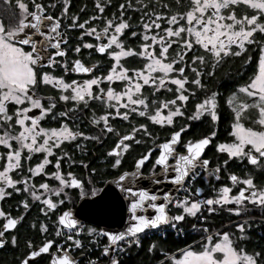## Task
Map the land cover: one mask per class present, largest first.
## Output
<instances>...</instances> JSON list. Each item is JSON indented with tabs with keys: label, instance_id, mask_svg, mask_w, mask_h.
Wrapping results in <instances>:
<instances>
[{
	"label": "snow or ice",
	"instance_id": "snow-or-ice-1",
	"mask_svg": "<svg viewBox=\"0 0 264 264\" xmlns=\"http://www.w3.org/2000/svg\"><path fill=\"white\" fill-rule=\"evenodd\" d=\"M2 3L11 15L6 23L0 18V149L3 150L0 151V200L13 193H22L25 199L19 202L23 212L18 217L0 210V248L6 246L7 235L16 247L17 236L12 232L35 204L40 205L42 215L48 216L59 212V206L71 200L68 189H79L82 199L89 195L80 178L72 171H63L62 161L69 168L77 161L62 145L79 141L76 149L81 150L85 147L83 142H100L108 134H114L116 139L101 161L104 172L98 173L92 168V174H107L109 168L118 172L133 145H149L134 160L131 172H119L112 180L105 181L126 193L124 199L130 201L123 230L115 233L92 227L86 230L91 243L99 244L98 237L107 238L101 257L108 264H120L119 255L133 245L139 248L141 234H166L169 229L179 234L184 223L202 224L207 219L205 213L227 211L239 217L249 212L251 206L264 215V183L258 182L264 180V0H174V3L160 0L159 7L153 0L149 3L136 0L135 6L126 0L117 6L119 14L114 12L111 17L103 15L111 0H95V14L82 22L74 14L71 23L66 25L68 29L81 30L76 46L71 49L75 55L70 62L67 50L62 47L68 41L61 31L62 21L68 18L69 0H48L47 3L15 0L14 9L11 0H2ZM54 9H59V15L52 13ZM84 10L81 8V12ZM128 12L141 13L137 25H133ZM93 21H102V26L97 27ZM85 36L91 37L94 43L84 40ZM129 38L138 43L129 46ZM253 45L258 50L255 71L226 101L231 111L228 132L231 141L215 144V152L226 158L211 167L203 153L217 134L221 94L219 88H208L205 78H213L215 70L228 57H241ZM82 49L94 50L101 59L84 64L79 58ZM251 60L249 56L244 63ZM57 69L63 74L56 75ZM70 73L85 78L66 80ZM42 87L54 90L53 94L38 95ZM162 93L168 95L161 99ZM97 102L102 106V113L97 115L92 111L87 119L99 131L96 135H86L75 126V121L82 109L91 111ZM189 103L192 104L190 114ZM61 107L63 110H59ZM33 110H38V114ZM49 116L58 126L41 125ZM136 117L144 122L132 124L125 134L116 131L110 123L116 118L132 123ZM177 118L190 122L207 118L213 127L207 135L183 141L182 133L190 125L185 123L176 129ZM69 119L73 121L71 127L66 122ZM149 125L172 131L160 141ZM138 134L146 139L137 138ZM35 154H42V158L33 164ZM146 162L151 163L147 178L152 184H160L159 177H162L174 189L190 186L201 177L205 183L219 181L230 163L243 165L245 171L242 176L228 173L230 186H213L214 195L208 198L197 199L202 193L197 187L194 193L183 188L186 195L174 199L168 191L158 195L129 186L145 179L142 170ZM80 163L88 168L84 161ZM49 165L54 171L47 170ZM36 177H43L45 182L36 184ZM47 180L55 181L56 186ZM90 195L98 196L94 185ZM171 209L176 210L175 214ZM147 210L152 214H145ZM53 225L60 242L46 239L38 247L29 242L26 253L16 264H39L37 258L42 254L47 255L48 264H78L71 249L83 248L78 238L84 231L83 225L70 210L59 212ZM234 227L235 232L213 234L207 227L197 229L193 222L192 229L203 232L198 250L189 245L178 259L172 256L168 259L171 264H264V250L249 251L244 247L248 239L244 224L236 223ZM47 230L46 224L39 222L40 233L43 235ZM53 247L55 251L51 250ZM156 247L155 243L150 244L147 252L154 253ZM88 264H99V259H90Z\"/></svg>",
	"mask_w": 264,
	"mask_h": 264
},
{
	"label": "flooded vegetation",
	"instance_id": "flooded-vegetation-1",
	"mask_svg": "<svg viewBox=\"0 0 264 264\" xmlns=\"http://www.w3.org/2000/svg\"><path fill=\"white\" fill-rule=\"evenodd\" d=\"M47 3L48 0H45ZM94 2L95 0H69L70 7L67 13V20L62 21L61 23V31L65 33L67 44L62 45L63 48L67 50L66 54L69 59V62L74 57V53L71 51L72 48H74L77 44L76 37L80 34V29H68L66 27L67 24L71 23V16L76 14L78 15L79 20L82 22L83 20L87 19L89 15H93L96 12V9L94 8ZM126 0H111V4L106 7V11L103 14L104 16L111 17L112 14L115 12L117 15L119 14L117 12V6L120 3H125ZM127 2H131L134 6L136 5V0H127ZM154 3H156V6L159 7L160 0H153ZM168 3H174V0H166ZM12 8L15 7V0L11 2ZM144 3H149V0H144ZM4 4L2 3V0H0V18H3L5 20V23L7 22V17L11 15L10 11H6L4 8ZM81 8H84L85 10L81 12ZM52 13L54 15H59V9L52 10ZM131 16L133 25H137L138 18L141 15L140 12H128ZM93 24H95L97 27L102 26V21H93ZM84 40L88 42H93L91 37H84ZM129 46L136 45L138 43L137 40L129 38L127 41ZM175 45H173V50H175ZM195 54H200L199 52ZM251 56L252 60L249 61V63L245 64L244 61L248 59V57ZM258 57V50L256 47L250 46L249 50L241 55V57L232 58L228 57L227 62L218 67L215 70V76L213 78H205V82L210 89H216L219 88L220 92V98H219V109H218V121L216 124V136L213 138V142L211 145L208 146V148L203 153V157L205 159H208L210 161L211 167H216L219 160L225 159L226 157L217 154L215 152V144L216 143H227L231 141V137H229L228 132L230 129V123H231V111L227 105V97L231 94L232 91L235 90L236 87L242 85L245 83L249 77H251L255 71V61ZM79 58L83 61L84 64L90 65L91 63L96 62L98 59H101L99 54H96L94 50H86L82 49L81 53L79 54ZM62 58L57 57V60H60ZM106 59V58H105ZM190 59V56H189ZM103 67V65H101ZM51 71L50 69H40L39 71ZM56 75H62V70L57 69ZM97 75L100 74L99 71L96 72ZM189 75H192L190 72ZM91 75V74H89ZM66 80L71 79H83L85 77H76L73 74H68L66 77ZM105 86V85H102ZM114 87L117 89L119 88V85L114 84ZM54 90L47 89L42 87L41 90L38 92V95H41L43 97H47L49 95H52ZM165 95H168L167 93H162L160 95V98H164ZM44 103H47V100L45 99ZM14 107V106H10ZM189 114L192 109V104L189 103L188 105ZM59 110H63L61 107ZM38 114V110H33ZM92 111H95L97 115L101 114L103 109L102 106L99 105L97 102L93 109L90 111L88 109H82L81 113L79 114L78 118L75 121V126L79 127L80 130L84 131L86 135H96L99 131V129H93L91 125L88 123V116L91 115ZM123 111V110H122ZM69 126H73V121L69 119L66 121ZM137 122H144L142 118L136 117L135 120L132 121V123H127L119 118H116L115 120H110V123L112 124L113 128L116 129L121 134H125L128 131H130L132 124ZM188 123L190 125L189 129L182 133V140L187 141L189 139L195 140L197 138H200L203 135H207L213 125L211 124L210 120L207 118H202L201 121H187L184 118H177L175 128L179 129L183 124ZM248 123L247 121L245 122ZM41 125L44 127H56L58 126L55 121L51 119L49 116L45 121H41ZM150 131H152L154 136L159 137V140L162 141L170 134L172 129H169L165 127L164 129H159L158 126H152L149 125ZM137 138H140L142 140L146 139L142 137V135L138 134ZM115 135L114 134H108L106 137H102L100 142L95 141H85L83 144L85 147H83L81 150L76 149V143L79 141H74L71 144H65L62 145V147L69 152L70 155H73V158L77 161V163L72 166L71 168L68 167L66 163L62 161L63 165V171L67 173L68 171H72L77 178H80L84 184V190L85 192L89 193L87 197H91L90 192L91 188L94 185L97 188L98 193L104 186L105 181L112 180L115 176L119 174V172L129 171L131 172L133 170L134 160L138 158L142 152L146 151L148 144L141 143L140 145H133V147L125 154L123 160H122V166L119 168V171H114L112 169H107V174H92V168H96L98 173L104 172V165L102 164V159L104 154L112 147L115 143ZM0 151H3L0 149ZM56 151V154L59 155V150ZM42 158V154H35L32 163H38L39 159ZM153 159L155 158V153H153ZM50 159L53 160L54 158L50 157ZM84 161V163L88 164V168L85 169L84 166L80 163V161ZM49 172L54 171V169L51 167V165L48 166L47 169ZM151 170V163L146 162L145 166L143 167V175L149 176ZM159 169H157V172ZM245 169L243 165L237 166L236 164L230 163L227 172L221 173V178L219 181L212 180L211 183H205L203 181V178H197L194 182V188L193 193L195 192V189L197 187H200L202 189L201 197H196L197 199L200 198H208L213 193V186L219 187L221 185H229V181L227 180V174L228 173H235L238 176H242ZM91 177V184L89 183V179ZM14 178H18L15 177ZM34 182L36 184H39L40 182H45L43 177H36L34 178ZM47 183H49L51 186H56V182L53 180H47ZM260 183H264V180L258 181ZM230 186V185H229ZM68 195L71 197V200H66L62 205L59 206V212H63L65 210H73L80 199V190L79 189H68L67 190ZM235 192V189L233 190V193ZM25 199V196L21 194L13 193L11 197H6L3 200H0V210H3L6 213H10L12 217H18L23 212V208L20 207L19 202L21 200ZM51 199L55 200L56 197H51ZM40 205L37 203L34 206L31 207L30 211H28L24 219L18 224L17 228L13 230L12 234L17 236V245L16 247H13L10 243V235L6 236V246L3 248H0V264H16V261L19 258H22L23 254L26 253V245L27 243L31 242L34 247L40 246L46 239H52L55 242H57L58 237L55 235L54 225L53 221L56 219V215L59 214V212L54 214H49L48 216H44L39 212ZM227 207H234L233 205H228ZM229 213L227 211H219L217 213ZM254 214H261L260 209H253ZM231 214V213H229ZM251 214V213H250ZM232 215V214H231ZM39 222H44L47 226V232H45L43 235L39 231ZM35 224V227L32 225ZM52 251H55V248L53 247L51 249ZM39 261H46L45 264L48 263V257L46 254H42L41 257L38 258Z\"/></svg>",
	"mask_w": 264,
	"mask_h": 264
},
{
	"label": "trees",
	"instance_id": "trees-1",
	"mask_svg": "<svg viewBox=\"0 0 264 264\" xmlns=\"http://www.w3.org/2000/svg\"><path fill=\"white\" fill-rule=\"evenodd\" d=\"M193 188L194 184L191 187V192H193ZM171 212L175 214L176 210L171 209ZM247 214L243 215L242 217H246ZM251 214L254 215L255 218H247V220L240 222L244 224L245 231L248 235V239L244 242V247H246L249 251L264 250V215L257 213ZM205 216L207 217V219L203 222L202 225L207 227L210 232H235L236 229L234 226L236 223H238L237 220L239 218H242L225 212L214 213L211 215L205 213ZM248 221L252 222L251 225H249ZM193 222L195 221L184 223L182 225V234L175 235L174 233H166L164 237L156 235L145 236L141 240L139 248L133 245L131 248L127 249L122 257H119L120 264H171V261L168 259L169 256H178L181 254V251L187 246L191 245L193 249L200 243L199 241L201 240L203 232L188 231ZM83 228L84 231L78 237L83 243V248L77 252L78 256L83 255V261L79 262L78 264H84V260L97 258L99 259V264H105L107 262V259L101 257L102 250H100L99 247L95 248V243H91V239L86 234L87 225H84ZM59 241L60 238L58 237L57 242ZM104 243L105 241L102 240L100 242V245H104ZM153 243L157 245L156 250L154 253H148L147 248L150 244ZM45 263L46 261H39V264Z\"/></svg>",
	"mask_w": 264,
	"mask_h": 264
},
{
	"label": "water",
	"instance_id": "water-1",
	"mask_svg": "<svg viewBox=\"0 0 264 264\" xmlns=\"http://www.w3.org/2000/svg\"><path fill=\"white\" fill-rule=\"evenodd\" d=\"M144 177L145 179L132 182L129 186H132L134 189H147L158 195L164 191H168L174 199L181 190L179 186H175L174 189L173 185L164 183L162 177H159L162 182L158 185L152 184L147 178L148 176ZM125 195L126 193H122L115 185L106 183L97 197L80 199L75 208L70 211L80 224L90 225L99 230H106L113 233L119 232L125 227V221L128 217L127 204L130 201L124 199ZM101 197L103 198L101 199ZM117 198L119 199L117 200ZM145 214H152L151 210H147ZM104 238L107 242V238ZM75 258L79 263L83 259V255L76 256Z\"/></svg>",
	"mask_w": 264,
	"mask_h": 264
},
{
	"label": "built area",
	"instance_id": "built-area-1",
	"mask_svg": "<svg viewBox=\"0 0 264 264\" xmlns=\"http://www.w3.org/2000/svg\"><path fill=\"white\" fill-rule=\"evenodd\" d=\"M193 184H194V183H193ZM193 184H191L190 186L186 184V185L183 186V188H188V189L191 191V187H192ZM183 188H181V190L179 191V193H178V195L175 197V199L182 198V197H184V196L186 195V193H185V191L183 190ZM195 223H196V225H197V229H202V228L205 227V226L202 225L203 223L201 224L200 222H196V221H195ZM81 225L84 226L85 224H81ZM98 231H100V230L98 229ZM188 231H190V232H193V231H194V230L192 229V225L190 226V228L188 229ZM167 233H174L175 235H178L177 232H173V231H171V229H169V230L167 231ZM182 233H183V231L180 230L179 234H182ZM211 233L214 234V233H216V231H212ZM150 235H156V236L164 237V235H166V234H161V233L153 234V233L149 232V233H147V234H141V240H142L145 236H150ZM97 239L99 240V244H96V243H95V248L99 247L100 250H102L103 246L106 245L107 242H106V240H105L104 237H98ZM102 240L105 241L104 245H100V242H101ZM59 242H60V241H59ZM64 246L67 247V244H65ZM79 250H81V249H71V254H72L74 257H76L77 252H78ZM126 251H127V250H126ZM126 251H125V252H126ZM123 254H124V253H123ZM123 254L119 255V257H122ZM77 256H78V255H77ZM81 261H83V259H82ZM88 261H89V260H84V264H88ZM100 264H103V263H100ZM105 264H108V261H107Z\"/></svg>",
	"mask_w": 264,
	"mask_h": 264
},
{
	"label": "rangeland",
	"instance_id": "rangeland-1",
	"mask_svg": "<svg viewBox=\"0 0 264 264\" xmlns=\"http://www.w3.org/2000/svg\"><path fill=\"white\" fill-rule=\"evenodd\" d=\"M12 1H14V0H11V2H12ZM4 8H7V9H5V12L8 11V7H7V6H4ZM10 13H11V12H10ZM6 14H7V12H6ZM249 208H250V211L247 212L248 214H250V213L253 212V208H251V206H249ZM256 209H258V208H256ZM254 210H255V209H254ZM247 213H246V214H247ZM246 214H244V215H246ZM248 214H247L246 217H242L243 215L239 216V217H242V218H239V219L237 220V222L240 223L241 221L247 220V218H248V219L255 218L254 215H252V214H251V215H248ZM89 227L94 228L93 226L87 225V228H89ZM214 234H215V233H214ZM199 242H201V240H200ZM198 245H199V244H198ZM193 250H198V246L195 247V248H193ZM179 256H180V255L175 256V258L178 259Z\"/></svg>",
	"mask_w": 264,
	"mask_h": 264
}]
</instances>
